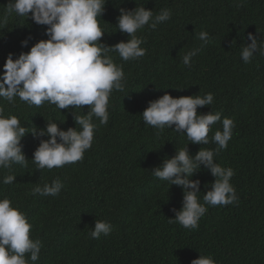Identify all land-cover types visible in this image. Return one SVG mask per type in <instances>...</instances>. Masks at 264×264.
Returning <instances> with one entry per match:
<instances>
[{"label": "trees", "instance_id": "trees-1", "mask_svg": "<svg viewBox=\"0 0 264 264\" xmlns=\"http://www.w3.org/2000/svg\"><path fill=\"white\" fill-rule=\"evenodd\" d=\"M8 3L0 0V18ZM136 7L154 16L169 9L171 18L155 29L146 25L137 31L147 50L143 57L123 61L118 53H108L122 66L125 87L110 95L107 124L93 117L94 139L81 161L37 169L33 153L48 137H39L34 148L31 131L46 128L47 122L79 130L73 114L85 115L89 106L46 109L19 97L14 104L0 98L4 116L15 115L29 132L21 140L27 167L0 169V199L7 197L25 214L32 225L30 239L42 243L35 264H191L200 255L211 256L216 264H264V56L255 53L248 64L241 57L251 43L249 33L264 42V0H107L97 18L105 32L100 42L113 46L131 39L117 22L121 8ZM46 27L15 13L0 25V74L9 53L16 59L48 39ZM201 31L209 34L210 43L198 38ZM195 49L199 52L191 67L185 66L183 56ZM165 92L174 98L214 95L211 105L197 109L221 113V120L210 126V138L223 130L224 118L235 124L227 148L214 162L233 169L230 183L238 199L206 206L194 230L170 222L173 209L182 208L183 190L155 177L152 168L186 146L194 157L217 145L190 143L186 134L170 128L157 135L144 123L149 102ZM7 175L16 176L12 184L2 182ZM57 179L64 184L59 195H32L37 185ZM192 179L200 181L197 196L203 203L215 178L201 166ZM96 220L111 224L110 235L91 237ZM26 259L32 264L28 254Z\"/></svg>", "mask_w": 264, "mask_h": 264}, {"label": "clouds", "instance_id": "clouds-1", "mask_svg": "<svg viewBox=\"0 0 264 264\" xmlns=\"http://www.w3.org/2000/svg\"><path fill=\"white\" fill-rule=\"evenodd\" d=\"M107 0H9L6 12L0 18V25L7 24L8 17L15 13L18 16L30 18L37 25L47 26V40L35 43L30 51L21 53L13 59L9 53L0 74V98L9 104L15 103V98L28 105H45L46 109L82 108L89 106L87 114L73 119L77 128L62 130L56 122H47L46 128L31 131L35 148L39 137V146L33 153V162L37 169L60 168L68 163L81 161L86 150L90 149L97 127L93 117L100 124L109 120V98L113 90L124 91L125 74L122 66L114 63L109 52H116L123 61L137 60L146 54L141 47L143 39L136 35L137 31L146 25L155 29L161 22L171 18L169 9H162L158 15L145 7L134 10L120 9L117 27L121 33H126L128 39L113 46L101 43L104 31L98 23ZM198 38L205 44L210 43L209 34L201 31ZM247 46L241 52L245 64L251 63L255 53L264 56V42H259L257 36L249 33ZM27 46V39L22 41ZM199 49L188 52L182 58L185 66L191 67V60ZM179 90V89H178ZM214 101V95L181 96L174 98L167 92L150 101L143 111L142 117L146 125L159 132L165 128L184 133L193 144L207 145L213 142L216 149H200L195 156L189 154L188 147L176 150L171 158L164 159L160 166L152 168V173L161 181L170 182L183 190V202L180 210L173 209L175 222L185 229H197L199 220L207 212L206 206L229 205L237 201L234 186L230 183L234 175L231 168L221 167L214 162V156L227 148L235 127L234 121L224 118L223 130H217L210 138V126L221 120V113H198L197 109L209 106ZM0 107V169H10L13 164L27 167L21 144L26 135V128L15 115L4 116ZM45 122V121H44ZM43 122V123H44ZM207 169L215 178L211 189L199 202L200 181L192 177L201 169ZM14 175H7L4 184H12ZM64 184L54 180L51 185H37L32 189V195L57 196ZM32 225L25 214L12 206L7 197L0 199V264H29L28 254L32 264L39 259L42 243L30 239ZM91 232L93 239L102 234L110 235L112 226L109 222L96 220ZM191 264H216L211 256H199Z\"/></svg>", "mask_w": 264, "mask_h": 264}]
</instances>
